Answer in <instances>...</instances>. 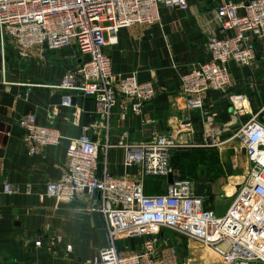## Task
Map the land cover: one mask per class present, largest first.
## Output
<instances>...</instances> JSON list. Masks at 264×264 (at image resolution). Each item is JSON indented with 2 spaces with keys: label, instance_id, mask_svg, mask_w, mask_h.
Returning a JSON list of instances; mask_svg holds the SVG:
<instances>
[{
  "label": "built area",
  "instance_id": "obj_1",
  "mask_svg": "<svg viewBox=\"0 0 264 264\" xmlns=\"http://www.w3.org/2000/svg\"><path fill=\"white\" fill-rule=\"evenodd\" d=\"M216 1V0H211ZM213 11L219 35L207 44L208 59L194 65L181 77V94L192 111H202L204 95L226 92L232 84L231 64L251 66L257 58L256 43L264 38V0H219ZM162 8L189 9L188 0H0V43L11 44L15 53L29 59L34 49L53 52L73 48L78 53L75 69L61 78L56 88L64 91L61 105L70 108L74 98L91 99L101 118L106 141L93 140L90 127L69 139L67 165L60 178L49 183L45 196L61 205H70L82 194L91 197L88 210L104 217L108 246L85 264H185L168 232L192 239L208 248L219 264H264V118L248 112L244 94L228 98L233 114L250 116L227 142L236 141L246 157V169L239 190L223 216L206 209L204 196H197L192 179H174L168 191L149 196L144 184L115 176L108 168L112 148L124 150V166L144 167V174L168 178L170 152L186 142L172 134L158 133L150 141L137 144L109 142L111 120L119 108L121 120L127 114H142L156 97L151 80H141L137 72L115 73L104 49L118 43V34L133 26L160 24ZM28 156L58 147L66 138L60 130L39 125L36 115L25 114L18 122ZM186 121L180 133L191 134ZM225 142L219 134L204 139V145L219 148ZM106 155L98 172L100 153ZM5 193L20 191L6 183ZM100 192V200L95 193ZM30 193V187L27 188ZM62 238L57 237L56 243ZM121 242L124 247H121ZM133 242V248L128 246ZM55 244V243H53ZM41 246V241L36 242ZM136 249H135V248ZM71 252L72 246H66Z\"/></svg>",
  "mask_w": 264,
  "mask_h": 264
},
{
  "label": "crops",
  "instance_id": "obj_2",
  "mask_svg": "<svg viewBox=\"0 0 264 264\" xmlns=\"http://www.w3.org/2000/svg\"><path fill=\"white\" fill-rule=\"evenodd\" d=\"M188 2L189 9L184 12L162 8L160 24L156 26L121 30L118 43L104 49L115 73L137 72L141 80H151L156 86V97L141 115L129 112L126 120H121L119 108L115 109L108 139L116 145L137 144L150 141L158 133L172 134L187 146L172 150L169 163L178 152H189V161L185 160L188 162L183 171L175 167L173 179H181L182 172L195 179L206 176L210 181L205 184V192L213 193L214 183L226 181L220 189L231 198L242 179L235 171L237 156L230 162L223 151L238 152L235 142L227 141L250 116L234 115L228 98L234 93L246 95L248 112L263 111L264 118V38L256 43L257 58L251 66L231 64L232 84L226 92L209 91L203 97L202 111L189 110L180 92L181 77L208 59V41L220 34L213 15L220 1ZM77 63L78 53L73 48L53 52L36 48L29 59H23L11 44L3 48L0 43V264H85L108 246L104 217L88 210V193L70 205L45 196L47 185L58 180L65 170L69 139L79 137L84 127H90L88 134L93 140L106 141L102 120L95 114L91 99L79 96L72 107L61 105L64 91L56 86ZM27 113L35 114L39 125L60 130L66 139L56 148L28 156L24 132L18 125ZM186 121L192 123L193 132L181 135L180 127ZM214 133L225 142L219 148L204 145V139ZM202 157L205 160L200 163ZM105 159L101 152L99 174ZM123 160V148L109 151L108 168L115 176L143 183L149 196L168 191L169 178L145 175L140 165L127 168ZM237 179L240 181L234 183L229 195L227 189ZM6 183L20 191L6 194ZM171 235L172 242L180 240V235ZM57 237L62 238L61 243H56ZM39 240L41 246H36ZM68 245L72 246L71 252L66 251Z\"/></svg>",
  "mask_w": 264,
  "mask_h": 264
},
{
  "label": "rangeland",
  "instance_id": "obj_3",
  "mask_svg": "<svg viewBox=\"0 0 264 264\" xmlns=\"http://www.w3.org/2000/svg\"><path fill=\"white\" fill-rule=\"evenodd\" d=\"M64 50V49H62ZM74 50V49H73ZM112 126H113V122H112ZM235 146L238 149V152L235 151L234 149L231 150H226L223 151L224 154L226 153L227 156H229L230 158V162L231 160L235 159V157L237 156V163L235 162V165H238V167H236L235 171L238 175V177H241L243 175L244 170L246 169V157L244 152H242L240 150V146L239 143L236 141H234ZM238 143V144H237ZM170 167L175 171L176 168L174 167V163L171 162L170 163ZM237 181H240V179L234 180L232 185H230L228 187V194L232 195L233 191H234V183H236ZM226 182V181H224ZM222 182H217L216 184L214 183L213 186L215 188L214 193L210 192V196L206 197V204L205 207L208 209L213 210L218 216H222L225 214L226 210L229 208V206L231 205V203L233 202V196L231 198L226 197L225 194V190L224 189H220V186ZM236 185V184H235ZM172 232H168L167 236L172 237L173 235H171ZM177 238V237H176ZM178 239L180 240H175L174 239V245L176 246V248L178 249L180 256L182 258V261L185 264H219V263H215L216 258L213 257V255H209L210 253H208L202 246L200 243H198L195 240L192 239H188L186 237H179ZM173 241V240H172ZM128 246L130 248H133V242H128L127 243ZM121 247H124V243L121 242ZM135 248V247H134ZM136 249V248H135Z\"/></svg>",
  "mask_w": 264,
  "mask_h": 264
},
{
  "label": "trees",
  "instance_id": "obj_4",
  "mask_svg": "<svg viewBox=\"0 0 264 264\" xmlns=\"http://www.w3.org/2000/svg\"><path fill=\"white\" fill-rule=\"evenodd\" d=\"M188 157H189V152H182V153H177V155H175L174 157H173V159H172V162L174 163V167H176L177 168V166L179 167V169L181 170V171H183V169H184V166L187 164L186 162H188L189 160H188ZM185 160H188V161H185ZM204 158L202 157L201 159H200V163H202V162H204ZM184 162V163H183ZM191 162V161H190ZM188 166H189V163H188ZM196 168V165L194 164L193 165V169H195ZM192 169V170H193ZM185 173H183L182 172V174H181V176H180V178L181 179H192V180H194L195 178H193V177H191V176H187L188 175V173L186 174V175H184ZM197 179H195L194 181H196ZM210 181V180H209ZM210 192H208V190L205 192V194H203V196L206 198V197H209L210 196ZM207 201V200H206ZM206 201H205V204H206ZM205 207V206H204ZM206 208V207H205ZM206 209H208V208H206ZM211 210V209H210Z\"/></svg>",
  "mask_w": 264,
  "mask_h": 264
},
{
  "label": "water",
  "instance_id": "obj_5",
  "mask_svg": "<svg viewBox=\"0 0 264 264\" xmlns=\"http://www.w3.org/2000/svg\"><path fill=\"white\" fill-rule=\"evenodd\" d=\"M169 178V182L172 184L174 182V179H173V175H169L168 176ZM209 183V178L208 177H202V178H199L196 180V184H197V196H203L204 192H205V184ZM240 189V186L237 187V190ZM85 192L87 193L88 190L86 189ZM95 198L100 200L101 198V193L100 192H96L95 193Z\"/></svg>",
  "mask_w": 264,
  "mask_h": 264
},
{
  "label": "bare ground",
  "instance_id": "obj_6",
  "mask_svg": "<svg viewBox=\"0 0 264 264\" xmlns=\"http://www.w3.org/2000/svg\"><path fill=\"white\" fill-rule=\"evenodd\" d=\"M241 185V183L240 184H237L236 186H235V189H237V187L238 186H240ZM202 246V245H201ZM208 253H210L209 251H208V248L207 247H204V246H202ZM209 255H211V253L209 254ZM212 256V255H211ZM213 257H215V256H213ZM216 258V257H215ZM219 261L220 260H218V258H216V261H215V263H219Z\"/></svg>",
  "mask_w": 264,
  "mask_h": 264
}]
</instances>
